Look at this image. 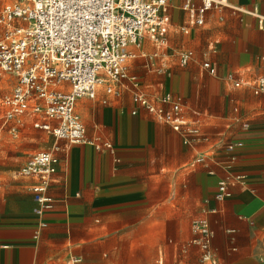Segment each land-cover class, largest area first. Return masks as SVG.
I'll list each match as a JSON object with an SVG mask.
<instances>
[{"label":"crops","instance_id":"crops-1","mask_svg":"<svg viewBox=\"0 0 264 264\" xmlns=\"http://www.w3.org/2000/svg\"><path fill=\"white\" fill-rule=\"evenodd\" d=\"M4 4L0 0V11ZM184 4L172 1L166 29L157 42L148 41L168 43L162 37L173 24L183 33L174 36L179 66L189 64L180 63L185 51L193 53L192 63L172 75L158 52L131 47L130 60H143L134 68L127 64L152 103L159 105L166 94L180 99L185 121L195 123L203 138L186 145L133 102L130 83L120 96L101 89L95 100L80 99L76 112L87 137L110 149L55 139L52 150L39 151H55L59 158L48 190L55 205L43 218L45 228L32 193L38 180L23 176L24 167V179L11 176L16 157L8 154V162L0 154V264H71L74 258L82 264H264V92L254 90L264 79V0H228L225 8L207 12L202 26L190 22ZM27 119L33 123L26 116L20 126ZM18 127L6 128L0 144L5 132ZM228 145L235 147L228 151ZM199 157L204 161L197 163ZM230 158L232 195L218 203ZM202 218L214 234L207 261L194 229Z\"/></svg>","mask_w":264,"mask_h":264},{"label":"built area","instance_id":"built-area-1","mask_svg":"<svg viewBox=\"0 0 264 264\" xmlns=\"http://www.w3.org/2000/svg\"><path fill=\"white\" fill-rule=\"evenodd\" d=\"M3 1L0 75L13 76L16 84L3 100L6 112L0 123V134L11 124L15 131L26 116H31L35 128L68 146L110 149L109 144L87 137L85 125L76 112L77 102L83 98L95 100L101 89L107 95L120 96L126 83H130L135 89L133 102L158 122L170 126L186 145L203 138L195 123L185 121L180 99L166 94L156 105L138 90V78L129 74L127 63L135 58L130 48L140 47L144 40L158 41L168 24L173 0ZM184 2L183 10L197 26L204 24L207 12L228 4V0H200V6L194 0ZM192 57V52H183L181 65L186 66ZM203 67L210 75H217L210 63ZM227 79L235 87L241 86L234 76ZM254 90L256 94L264 92V79L255 82ZM234 147L228 145L227 149L232 151ZM203 161L202 157L197 159V163ZM232 163L230 158L224 165L228 175L218 183L215 195L218 203L231 198L230 186L235 180L231 174ZM58 164L55 151H42L33 155L21 171L23 176L38 180L32 193L37 203L36 216L42 220L41 228L47 226L43 221L45 214L54 209L55 201L48 190ZM194 229L200 235L198 243L203 250V261L211 260L214 234L209 221L197 220ZM70 263L82 264L83 260L74 258Z\"/></svg>","mask_w":264,"mask_h":264},{"label":"rangeland","instance_id":"rangeland-1","mask_svg":"<svg viewBox=\"0 0 264 264\" xmlns=\"http://www.w3.org/2000/svg\"><path fill=\"white\" fill-rule=\"evenodd\" d=\"M176 35H183V33L172 24L168 29L167 33L165 34V36L162 37L163 39H167L168 43L165 44L160 43L158 44L159 46L156 47L150 41L145 40L144 44L141 45L139 49L135 48V50L138 53V51L142 47H145L147 52L150 53L158 52L159 56H162L163 60H165L168 63L167 68H169V70L172 71L173 73L172 75L176 73H181L182 70H185L192 63V61H190L186 67L181 68L179 66V56L176 46L178 40L176 37H174ZM0 38H1V29H0ZM142 60L143 59L130 60V65L134 68L136 63ZM188 79H189V75L186 74L183 83L186 84ZM15 84H16V80L13 76L8 74L0 75V123L6 112V107L3 105V100L5 97L9 96L12 93ZM77 110L79 112L80 104ZM41 122H45L43 121V118H41ZM13 125L14 124L8 126L7 130ZM55 141H56L55 138L50 134L46 133L41 129L35 128L33 126L32 119H27L23 126L18 127V131L16 133L5 132L3 134L2 142L0 144V154L3 156V159L8 162H9V160H7L8 154L16 157L15 160H12L10 162L13 163L16 166V169L18 170H16L15 172L13 171L10 175L16 176L19 179H24V177L20 175V171L25 166L30 156L41 150H52Z\"/></svg>","mask_w":264,"mask_h":264}]
</instances>
